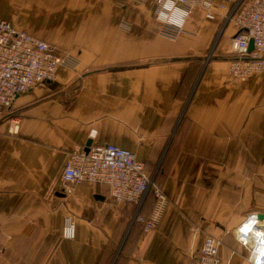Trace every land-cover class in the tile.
<instances>
[{
	"label": "crops",
	"instance_id": "0c3cea01",
	"mask_svg": "<svg viewBox=\"0 0 264 264\" xmlns=\"http://www.w3.org/2000/svg\"><path fill=\"white\" fill-rule=\"evenodd\" d=\"M153 13L154 0H0V18L75 59L0 119V264H112L137 208L150 214V192L139 206L102 183L63 192L66 160L88 141L131 151L168 199L156 228L133 226L121 264H188L206 235L223 263L251 264L236 228L258 212L264 231V73L229 72L236 27L223 11L194 7L176 39Z\"/></svg>",
	"mask_w": 264,
	"mask_h": 264
},
{
	"label": "built area",
	"instance_id": "2783aa9c",
	"mask_svg": "<svg viewBox=\"0 0 264 264\" xmlns=\"http://www.w3.org/2000/svg\"><path fill=\"white\" fill-rule=\"evenodd\" d=\"M196 6L204 10L207 20L221 10L225 22L235 25L228 63L233 77L264 73V0H154L153 15L161 23L160 34L169 39L183 36L186 20ZM74 63L72 56L56 54L45 40L0 18V119L12 109L20 94L53 81L59 66ZM18 125L17 117H11L9 133L17 132ZM94 135L95 130H91L89 136ZM83 181L105 184L114 201L136 206L147 193H152L155 201L150 214L143 216L137 208L131 222L138 223L144 232L157 227L168 204L155 182V173H149L144 162L131 151L113 143L90 144L88 149L83 146L71 151L62 171V190L69 192L73 185ZM258 214L248 213L236 228V237L248 248L251 264H264V231ZM62 237H75L74 222L63 225ZM219 246L218 238L206 235L188 264H225L218 256Z\"/></svg>",
	"mask_w": 264,
	"mask_h": 264
},
{
	"label": "trees",
	"instance_id": "16d2710c",
	"mask_svg": "<svg viewBox=\"0 0 264 264\" xmlns=\"http://www.w3.org/2000/svg\"><path fill=\"white\" fill-rule=\"evenodd\" d=\"M118 67H120V66H114V68H118ZM109 68H112V67H109ZM135 225H138V223L137 224L135 223ZM133 238H134V230L132 228L129 231L125 241L123 242L121 251H120V253H119V255H118V257H117V259H116L114 264H121L123 262V260H124V252H125L126 248H128V246H129L128 244H130V242L133 241Z\"/></svg>",
	"mask_w": 264,
	"mask_h": 264
},
{
	"label": "water",
	"instance_id": "95a60500",
	"mask_svg": "<svg viewBox=\"0 0 264 264\" xmlns=\"http://www.w3.org/2000/svg\"><path fill=\"white\" fill-rule=\"evenodd\" d=\"M252 47H253V45H252V41H250V43H249V49L251 50L252 49ZM90 141H88L87 143H86V145H85V149H88V147L90 146ZM258 217L260 218V219H263V216H262V214H258ZM116 257H117V255L115 256V258H114V261H115V259H116ZM114 261H113V263H114ZM112 263V264H113Z\"/></svg>",
	"mask_w": 264,
	"mask_h": 264
},
{
	"label": "rangeland",
	"instance_id": "374dc122",
	"mask_svg": "<svg viewBox=\"0 0 264 264\" xmlns=\"http://www.w3.org/2000/svg\"><path fill=\"white\" fill-rule=\"evenodd\" d=\"M135 223H136V222L132 223V224L129 226L128 233H129V231L133 228V226L135 225ZM131 242H132V241H131ZM131 242H130V244H128L129 247L131 246Z\"/></svg>",
	"mask_w": 264,
	"mask_h": 264
}]
</instances>
